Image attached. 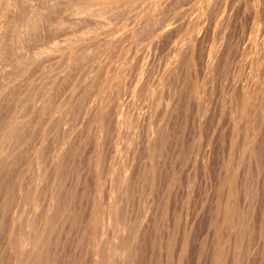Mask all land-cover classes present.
I'll return each instance as SVG.
<instances>
[{"label":"rangeland","instance_id":"374dc122","mask_svg":"<svg viewBox=\"0 0 264 264\" xmlns=\"http://www.w3.org/2000/svg\"><path fill=\"white\" fill-rule=\"evenodd\" d=\"M40 1L0 0V264H264V0Z\"/></svg>","mask_w":264,"mask_h":264},{"label":"bare ground","instance_id":"6f19581e","mask_svg":"<svg viewBox=\"0 0 264 264\" xmlns=\"http://www.w3.org/2000/svg\"><path fill=\"white\" fill-rule=\"evenodd\" d=\"M24 1V0H23ZM40 1V0H39ZM53 1H57V0H48L47 2H46V4L47 3H49V2H53ZM61 1V0H60ZM68 1V0H67ZM92 1V5L93 6H99V5H102V4H105V3H121V2H125V1H130V0H91ZM90 1V2H91ZM136 1V0H135ZM9 2V1H8ZM40 2H42V1H40ZM137 2H138V4H139V6L138 5H136V6H138V13H139V15H138V13L136 14V15H138V16H140L141 18H142V16H144L145 17V14L149 11L150 12V6L153 4L154 5V7L157 9L156 11H158V9H159V7H161V5H163V3H164V0H137ZM35 3V2H34ZM36 3H37V1H36ZM42 3H45V1L44 2H42ZM54 3V2H53ZM58 3V2H57ZM136 3V2H135ZM180 3V2H179ZM52 4V3H51ZM50 4V5H51ZM59 4V3H58ZM128 4V3H127ZM133 4V3H132ZM2 5V4H1ZM21 5V4H20ZM40 6V5H39ZM54 6V5H53ZM112 6V5H111ZM123 6V5H122ZM135 6V7H136ZM102 7H104V6H102ZM118 7V6H117ZM134 7V8H135ZM152 7V6H151ZM6 8V7H5ZM37 8V7H36ZM53 8V7H52ZM94 8V7H93ZM112 8V7H111ZM134 8H132V10H134ZM153 8V7H152ZM162 8V7H161ZM106 9V8H105ZM137 9V8H136ZM154 9V8H153ZM163 9V8H162ZM80 10V9H79ZM121 10V9H120ZM159 10H161V9H159ZM81 12V11H80ZM91 12V11H90ZM121 13V12H120ZM127 13V12H126ZM129 13V12H128ZM136 13V12H135ZM153 13H155L154 11H153ZM4 14H5V12H4ZM3 14V15H4ZM34 15V14H33ZM130 15V14H129ZM135 15V16H136ZM159 15V14H158ZM37 16V15H36ZM125 16V15H124ZM134 16V15H133ZM164 16V15H163ZM166 16V15H165ZM106 17V16H105ZM116 17V16H115ZM127 17V16H126ZM173 17V16H172ZM45 18V17H44ZM51 18V17H50ZM109 18V17H108ZM111 18V17H110ZM168 18V17H167ZM124 19V18H123ZM8 20V19H7ZM37 20V19H36ZM92 20V19H91ZM119 20V19H118ZM141 20V19H140ZM154 20V19H153ZM156 20V19H155ZM172 20V19H171ZM129 21H130V19H129ZM152 21V20H151ZM160 21V20H159ZM55 22V21H54ZM58 22V21H57ZM148 22H150V21H147V23ZM156 22V21H155ZM161 22H162V20H161ZM161 22H158V23H160V24H158V26L156 27L157 28V30H156V28H154L156 31V33H154V34H152V36H160L161 34H163L164 33V30H166L165 28V23L162 25L161 24ZM89 23V22H88ZM94 23V22H93ZM105 23V22H104ZM112 23H113V21H112ZM125 23V22H124ZM140 23V22H139ZM173 23V22H172ZM44 25V24H43ZM97 25V24H96ZM125 25V24H124ZM130 25V24H129ZM133 25V24H132ZM157 25V24H156ZM54 26V25H53ZM57 26V25H56ZM123 26V25H122ZM140 26V25H139ZM77 27V26H76ZM89 27V26H88ZM136 27V26H135ZM170 28V27H169ZM58 29H60V26H59V28ZM125 29H127L126 27H125ZM124 29V30H125ZM131 29V28H130ZM140 29V28H139ZM168 29V28H167ZM48 30V29H47ZM116 30V29H115ZM119 30V29H118ZM117 30V31H118ZM63 31V30H62ZM129 31V30H128ZM150 31V30H149ZM102 32V31H101ZM106 32H108V31H106ZM166 32V31H165ZM63 33V32H62ZM99 34V33H98ZM107 34V33H106ZM129 34V33H128ZM47 35H48V33H47ZM127 35V34H126ZM130 35V34H129ZM150 35V34H149ZM148 35V36H149ZM51 36H52V34H51ZM59 36V35H58ZM62 36V35H61ZM106 36V35H105ZM104 36V37H105ZM112 36H113V34H112ZM111 36V37H112ZM117 36V35H116ZM138 36V35H137ZM162 36V35H161ZM53 37H54V39H55V36L53 35ZM57 37V36H56ZM69 37V36H68ZM72 37V36H71ZM110 37V38H111ZM151 37V36H150ZM21 38V37H20ZM52 38V37H51ZM58 38V37H57ZM114 38V37H113ZM115 38H117V37H115ZM120 38H122V37H120ZM148 38V37H147ZM69 39V38H68ZM90 39V38H89ZM109 39V38H108ZM137 39V38H136ZM151 40V39H150ZM156 40V39H155ZM108 41V40H107ZM114 41V40H113ZM148 41H149V39H148ZM110 42V41H109ZM141 42V41H140ZM45 45V44H44ZM53 46V45H52ZM38 49V48H37ZM52 50V49H51ZM54 50V49H53ZM53 52V51H52ZM16 54V53H15ZM47 55V54H46ZM60 56V55H59ZM67 56V55H66ZM49 58V57H48ZM84 59V58H83ZM54 60V59H53ZM36 61V60H35ZM49 61V60H48ZM78 62V61H77ZM118 76V75H117ZM249 88V87H248ZM248 106V105H247ZM246 107V106H245ZM251 115V114H250ZM264 119V118H263ZM114 125V124H113ZM96 133H97V131H96ZM263 134V133H262ZM253 136V135H252ZM9 154V153H8ZM100 165V164H99ZM43 178V177H42ZM58 206V205H57ZM151 207V206H150ZM96 215V214H95ZM37 229V228H36ZM13 240V239H12ZM31 240V239H30ZM45 249V248H44Z\"/></svg>","mask_w":264,"mask_h":264}]
</instances>
